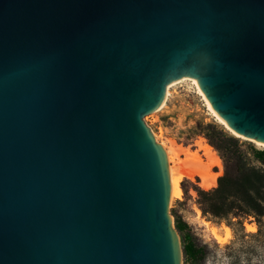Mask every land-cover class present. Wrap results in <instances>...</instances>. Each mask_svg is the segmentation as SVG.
Wrapping results in <instances>:
<instances>
[{
    "label": "water",
    "instance_id": "water-1",
    "mask_svg": "<svg viewBox=\"0 0 264 264\" xmlns=\"http://www.w3.org/2000/svg\"><path fill=\"white\" fill-rule=\"evenodd\" d=\"M179 77L264 143V0H0V264H181L141 120Z\"/></svg>",
    "mask_w": 264,
    "mask_h": 264
},
{
    "label": "rangeland",
    "instance_id": "rangeland-1",
    "mask_svg": "<svg viewBox=\"0 0 264 264\" xmlns=\"http://www.w3.org/2000/svg\"><path fill=\"white\" fill-rule=\"evenodd\" d=\"M156 111L143 115L141 119L153 134L157 136L161 134L160 141L164 140L163 138L175 140V143L194 150L195 141L204 138L202 135L204 127L214 126L239 142L242 161L247 167L260 168L251 157L249 148L260 150L264 147L259 148L250 141L230 134L208 112L202 97L197 94L191 83L183 82L169 88L164 107ZM204 140L208 144L205 138ZM214 152L218 157L215 150ZM220 164V171L217 167L211 168V173L216 175L215 186L216 179L223 173L221 160ZM199 183V178L183 179L180 182L182 197L180 196L179 200H172L168 207L173 228L175 219L183 225L180 232L174 228L179 239L181 264H264V215L256 217L252 213L231 211L219 219L203 214L196 190L208 191L215 186L204 190ZM196 210L200 212L199 217ZM202 221L209 222L217 228L225 225L230 229V238L225 244L219 245ZM244 224L252 225L254 231H246ZM186 245H191L197 253L193 256H183L182 248Z\"/></svg>",
    "mask_w": 264,
    "mask_h": 264
},
{
    "label": "trees",
    "instance_id": "trees-1",
    "mask_svg": "<svg viewBox=\"0 0 264 264\" xmlns=\"http://www.w3.org/2000/svg\"><path fill=\"white\" fill-rule=\"evenodd\" d=\"M203 137L216 151L223 165V173L216 179V186L208 191L196 190L203 214L222 219L231 211L264 215V149L249 148L253 160L260 168L247 167L243 163L239 142L214 126H205ZM183 225L174 220V228L180 232ZM183 256L197 253L191 245L182 248Z\"/></svg>",
    "mask_w": 264,
    "mask_h": 264
},
{
    "label": "bare ground",
    "instance_id": "bare-ground-1",
    "mask_svg": "<svg viewBox=\"0 0 264 264\" xmlns=\"http://www.w3.org/2000/svg\"><path fill=\"white\" fill-rule=\"evenodd\" d=\"M191 83L195 89L197 94L202 97V100L207 107L208 112L215 118V120L224 126V128L230 132V134L253 143L255 146L261 148L264 147V143H261L254 139H247L245 137L237 135L232 129H230L224 121H222L214 111L210 108L208 102L206 101L205 97L201 93L200 89L197 86L196 79L192 77H179L174 81H169L165 84L164 87V98L162 102L158 105V107L153 110L152 112L160 111L161 108L164 107L167 97L169 95V88L173 87L174 85L180 83ZM147 132L149 133L153 143L156 145L160 153L162 154L163 161L165 163V169L168 176V192H169V205L171 204L172 200H179L181 196V187L180 182L183 179L192 180L193 178L200 179V187L204 190L212 188L215 186V177L216 175L211 173L212 167H217L220 171L221 164L220 159L215 154L213 148L208 145L204 138H199L195 141V149L191 150L190 148L183 147L177 142L170 139L161 140V134L158 136L153 134L150 128L147 126L145 121L141 119ZM161 133V131H160ZM167 138V137H166ZM204 158V159H203ZM206 163H205V161ZM214 175V176H213ZM182 197V196H181ZM170 207V206H168ZM196 214L199 217L200 212L196 210ZM202 223L207 227L210 231L214 239L219 245H223L227 242V239L230 238V229L225 225H221L220 228L210 224L209 222L202 221ZM246 231L253 232L254 227L248 226L244 224ZM223 232V233H222Z\"/></svg>",
    "mask_w": 264,
    "mask_h": 264
}]
</instances>
